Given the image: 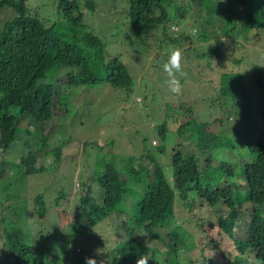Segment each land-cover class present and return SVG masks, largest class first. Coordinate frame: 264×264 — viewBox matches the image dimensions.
Wrapping results in <instances>:
<instances>
[{
  "label": "trees",
  "instance_id": "1",
  "mask_svg": "<svg viewBox=\"0 0 264 264\" xmlns=\"http://www.w3.org/2000/svg\"><path fill=\"white\" fill-rule=\"evenodd\" d=\"M54 1L65 25L61 21L50 24L44 21L32 11L28 0H0V11L8 7L12 13L0 27V154L10 152L16 145L26 149L17 160L0 157V264H57V257L68 253L62 246L56 252V239H52L60 217L54 229L46 233L42 230L41 218L50 206L46 195L37 192L23 198L21 193L11 190L13 183L18 184L24 176L57 167L62 147L72 145L73 140L71 137L67 140V133L65 137L59 134V117H54V105L62 102L68 112L74 105L70 100L77 89L81 93L86 86L109 83L115 89L128 91L133 83L130 69L119 57L106 58L99 34L83 21L85 14L79 2ZM125 2L126 21L141 39L146 40L160 31L158 43H191L187 33L174 36L168 33L166 5L169 0ZM199 2L207 13L199 21L200 31L196 32L204 51L193 48L195 51L190 57L189 48L185 47L184 53L195 66L204 58L217 60L214 65L206 61L201 66L204 72L213 71L217 75L216 84L210 79L202 80L211 92L206 101L215 109L212 118L200 122L188 108L175 121L156 125L160 140L152 144L155 151L139 148L138 155L148 160V166L142 162L135 166V155L127 153L120 167L109 160L103 166L95 164L93 168L92 164L91 171L82 175L76 201L79 213L67 230L77 240L80 237L84 240L87 232L93 233V228L106 222L114 211L124 210L121 203L126 191L135 202L132 214L123 219L125 237L117 244L106 247L104 254L99 252L102 240L95 246L85 241L82 244L89 247L92 252L89 257L94 256L96 261L136 264L140 256L147 255L151 258L147 264H194L197 257L202 259L198 264H218L205 256L203 250L224 249L228 242L223 238L227 237L234 248L229 253L222 250L221 264H251L245 252H251L257 264H264V160L261 159L264 154V65L253 55L252 61L247 56L249 43L264 44V0ZM222 58L226 63L221 62ZM64 68L69 71L65 84H61L56 78L58 70ZM63 98L67 99L65 103ZM50 121L55 122L51 126L57 129L60 142L46 148L49 134L40 130L45 127L50 133L52 129L47 126ZM33 122L41 126L36 128L31 125ZM173 123L175 128L171 127ZM210 124L212 129L208 128ZM172 130L178 139L168 150V144L161 140L165 141ZM188 130L194 147L179 140L178 136H184ZM38 131L39 140L35 139ZM99 141L100 137L84 144L94 147ZM76 142L81 143L79 139ZM44 155L53 159L55 167H46L40 161ZM233 155L237 160H231ZM11 166H16V172ZM93 179L99 185V197L94 193ZM59 190L53 200L57 206L66 200L65 192ZM11 198L15 199L8 200ZM181 200L188 213L177 223L173 213L180 207L177 201ZM66 211L62 209L61 216ZM32 212L40 220L29 217ZM197 227L204 234L200 240L193 234ZM210 227H214L212 234ZM163 229L167 230L165 234ZM239 229L243 236L237 238L235 232ZM145 236L148 241L144 240ZM28 239L39 243L36 251L26 242ZM151 241L160 242L154 246ZM193 249L196 254L185 257ZM78 254L84 255L83 250Z\"/></svg>",
  "mask_w": 264,
  "mask_h": 264
},
{
  "label": "rangeland",
  "instance_id": "2",
  "mask_svg": "<svg viewBox=\"0 0 264 264\" xmlns=\"http://www.w3.org/2000/svg\"><path fill=\"white\" fill-rule=\"evenodd\" d=\"M77 1L81 6L82 12L85 14L83 16L84 23L99 34L106 58L111 56L119 57L130 69L133 83L131 84V89L128 91L125 88L115 89L109 83L86 86L81 93L80 89H77V91L73 92L74 95L70 100L74 102V105L71 109H68V112L66 111L65 104L62 102L55 104L54 117H59L57 119L59 134L65 137L64 134L67 133V137L69 138L67 140H70V137L73 140L72 145L65 144L62 147L61 158L57 167L53 165V159L50 156L44 155L40 157V161L46 167L53 165L55 168L52 170L47 168L41 173L24 176L18 184L13 183L12 185L13 188L11 190L21 193L23 198L32 197L37 192H43L46 195L47 204L50 206L48 207L46 216L41 218L42 230L45 233L50 229H54L55 225H58L60 217L61 222L57 226L58 228H56L52 239H56V252H59L62 246L63 250L68 251V253L66 256L59 255L57 257V264H73L74 261L80 262L79 264H86V257H89V253L92 252L86 245L82 246L83 243L86 242L91 244V246H95L101 240L104 241L103 245L99 247V252H103L102 254H104L106 247H113L119 240L125 237L122 226L123 219L132 214L135 208L134 199L129 191L124 193L126 196L122 199L121 205L124 210L114 211L110 218L106 219V222H102L93 228V233L87 232L83 236L84 240L82 237L77 240L74 233L67 231L69 230V225L71 226L75 223V216H78L77 214L79 213L76 207L79 182L82 179V175L84 177L85 174L91 171L90 167L92 164H94V168L95 164L96 166H103L105 162L110 160L120 167L123 163L122 159L128 155L127 153H133L135 155V166L142 163L146 164L144 166H148V160L138 155L140 154L139 148L147 147L151 148V151L156 150L155 146L152 147L153 143H159L160 140L156 131V125L161 124L163 121H175L176 118L186 114V109L188 108H191L193 117H196L197 120L208 122L215 110L206 101V97H210L211 92L205 87L207 84L204 83V85L202 80L204 78L210 79L211 82L216 84L215 78L217 75L213 71L210 73L204 72L201 66L206 61H211V64L214 65L217 60L214 57L212 59L204 58L203 61L198 60V64L196 63L197 65L195 66V63L190 62L192 59L189 60L184 53L185 47L189 48L188 55L190 57L193 56L194 49H200V52L204 51L202 47L203 43L198 42L196 32L200 31L199 21L205 18L204 16L207 13L199 0H177L176 2L169 0V3H167L166 9L170 22L167 30L168 33L172 36L179 33L190 35L191 43L187 41L186 43L183 42L185 44L176 43L175 45H172L171 42L166 44L156 42V38L161 36L160 31L146 40L141 39V36L134 33L129 26L128 19L126 21V12L123 11L124 7H127L125 0ZM28 3L32 11L37 13L47 23L50 24L54 21L65 23L62 14L56 9L54 0H28ZM11 16L12 13L8 7L2 9L0 11V27ZM181 45L182 47L180 48ZM229 47L230 45L228 44L227 48ZM248 47L250 49L247 51L248 58L252 61L254 59L253 55L264 65V44L256 43L251 45L249 43ZM175 49H180L182 52L184 73L182 77H179L182 85V91L179 95L169 90L166 83L168 77L163 71V64L167 62L169 54ZM244 59L246 60V58ZM221 62L226 63L223 61V58ZM73 70L75 71L76 69ZM68 71V68L58 70L59 76L56 78V81L65 84V75ZM195 78H198V80L195 81ZM244 80L248 83L245 76ZM63 100L65 103L67 99L63 98ZM54 123L47 124L49 129H52L50 133L47 132L45 127L40 130L41 133L49 134L46 148L56 146L60 142V135L57 129L54 128L55 126H51ZM31 125L36 128L41 126L36 122H33ZM171 127L175 128L176 124L173 123ZM208 128L212 129V124ZM173 130L166 135L165 141L161 140L162 143L168 144V150L171 149L178 139ZM189 132L190 130L184 136L178 137L188 147L190 145L194 147V143L189 139ZM39 137L40 133L38 131L36 132L35 139L39 140ZM99 137L101 141L94 147L93 145H88V143L84 144V142L92 139L96 140ZM77 139L81 143L76 142ZM25 153L26 149L24 147L16 145L10 152L1 153L0 157L4 156L5 159L11 160ZM167 158L168 156H166ZM261 159L264 160V154H262ZM231 160H237L236 156H231ZM11 168L13 172H16V166H11ZM121 177L126 178L123 174H121ZM91 184L93 185L94 193L99 197L100 191L97 181L93 179ZM56 187H58L57 189H62L66 194V200L60 203L59 206L53 202L57 195ZM14 199L8 200L13 201ZM177 203H180V207L173 213V216L175 221L179 223L183 215H186L188 212L185 210L187 206L183 204L182 200L180 202L177 201ZM62 209H67V211L61 216ZM30 215L29 217L40 220L33 212ZM213 228H209L211 234ZM95 230L96 232H94ZM164 231L167 230L163 229V234H165ZM63 232L65 237L69 239V242L66 241ZM193 234L195 237L198 236V240L204 237V234L203 236L201 235L198 227L193 229ZM242 236L243 233L240 229L235 232V237ZM146 238L147 236L144 237V240L148 241ZM163 238L166 239L165 236ZM223 241L228 242L224 245V248L229 253L227 250L232 249L234 245L227 237H224ZM26 242L31 244L35 251L39 246V243L34 242L32 239H28ZM159 242L151 241L154 246H158ZM82 250L84 255H76V253H81ZM222 250L224 249H215L214 251L204 249L203 254L221 264L224 260ZM194 253L196 254L195 249L185 253V257H190ZM244 255H248L251 258V264H257L252 259L253 254L251 252ZM201 261L202 259L197 257L194 264L201 263ZM96 264L104 263L100 259V261H96Z\"/></svg>",
  "mask_w": 264,
  "mask_h": 264
},
{
  "label": "clouds",
  "instance_id": "3",
  "mask_svg": "<svg viewBox=\"0 0 264 264\" xmlns=\"http://www.w3.org/2000/svg\"><path fill=\"white\" fill-rule=\"evenodd\" d=\"M163 71L167 74L168 77L166 83L168 84L169 90L172 93L179 95L182 91V85L180 83L179 77H182L184 74L182 65V52L180 49L171 51L167 62L163 64ZM232 248L234 247L232 246ZM245 253L247 254V252ZM149 259L151 258L147 255L140 256L136 264H147ZM86 264H96L95 257H86Z\"/></svg>",
  "mask_w": 264,
  "mask_h": 264
}]
</instances>
